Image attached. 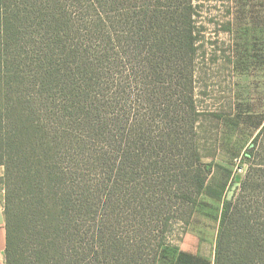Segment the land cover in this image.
<instances>
[{"label":"trees","instance_id":"1","mask_svg":"<svg viewBox=\"0 0 264 264\" xmlns=\"http://www.w3.org/2000/svg\"><path fill=\"white\" fill-rule=\"evenodd\" d=\"M196 11L194 0H0L7 264H133L157 239L152 264H264L262 115L232 123L253 129L251 164L223 202L214 258L168 240L215 164L192 132Z\"/></svg>","mask_w":264,"mask_h":264},{"label":"rangeland","instance_id":"2","mask_svg":"<svg viewBox=\"0 0 264 264\" xmlns=\"http://www.w3.org/2000/svg\"><path fill=\"white\" fill-rule=\"evenodd\" d=\"M194 4L195 99L200 116L192 132L203 160L215 164L190 223L171 222L168 240L213 259L223 202L240 192L251 164L243 150L253 146V129L244 127L243 120L232 123L238 116H264V32L256 21L264 7L263 0H194ZM257 160L264 163V155ZM157 241L142 249L133 264H152Z\"/></svg>","mask_w":264,"mask_h":264},{"label":"crops","instance_id":"3","mask_svg":"<svg viewBox=\"0 0 264 264\" xmlns=\"http://www.w3.org/2000/svg\"><path fill=\"white\" fill-rule=\"evenodd\" d=\"M4 175H5V167L4 165H0V178H3ZM6 247H7V229H6V214H5V187L3 183L0 182V264H7ZM184 251H188V250H184Z\"/></svg>","mask_w":264,"mask_h":264}]
</instances>
